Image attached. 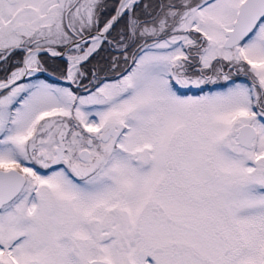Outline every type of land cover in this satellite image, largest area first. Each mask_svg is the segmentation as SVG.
<instances>
[{
    "label": "snow or ice",
    "instance_id": "obj_1",
    "mask_svg": "<svg viewBox=\"0 0 264 264\" xmlns=\"http://www.w3.org/2000/svg\"><path fill=\"white\" fill-rule=\"evenodd\" d=\"M0 264H264V0H0Z\"/></svg>",
    "mask_w": 264,
    "mask_h": 264
}]
</instances>
